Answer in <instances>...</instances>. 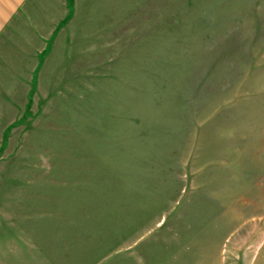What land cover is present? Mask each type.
Returning <instances> with one entry per match:
<instances>
[{"label":"rangeland","instance_id":"374dc122","mask_svg":"<svg viewBox=\"0 0 264 264\" xmlns=\"http://www.w3.org/2000/svg\"><path fill=\"white\" fill-rule=\"evenodd\" d=\"M0 264H264V0H0Z\"/></svg>","mask_w":264,"mask_h":264}]
</instances>
